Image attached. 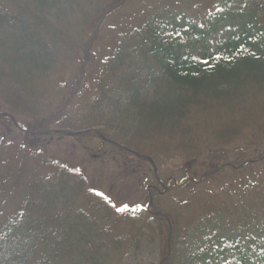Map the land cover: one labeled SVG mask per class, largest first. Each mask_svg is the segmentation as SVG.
<instances>
[{"label": "trees", "instance_id": "1", "mask_svg": "<svg viewBox=\"0 0 264 264\" xmlns=\"http://www.w3.org/2000/svg\"><path fill=\"white\" fill-rule=\"evenodd\" d=\"M135 2L136 17L117 25ZM93 65L95 84L85 87ZM104 100L108 110L94 109ZM228 103L236 112L219 122ZM0 112L32 131L99 129L155 160L183 158L187 168H205L201 155L237 136L239 147H257L264 0H0ZM0 124L13 127L8 118ZM52 137L35 135V145L0 138V212L9 211L0 215V264H123L155 239L158 264H264V188L233 186L225 213L207 193L195 206L204 215L174 206L170 225L160 215L154 225L148 216L107 220L82 177H63L53 164L43 171L39 143ZM75 138L90 150L99 141L91 132ZM193 216L204 217L192 224Z\"/></svg>", "mask_w": 264, "mask_h": 264}, {"label": "rangeland", "instance_id": "2", "mask_svg": "<svg viewBox=\"0 0 264 264\" xmlns=\"http://www.w3.org/2000/svg\"><path fill=\"white\" fill-rule=\"evenodd\" d=\"M139 3L141 2H135L134 6L130 8V10L134 8L133 12L127 11L122 19V16L118 17V22L116 24L120 25L122 23L133 20L137 15V11L139 10V6L136 7V5ZM193 14L195 16H198L197 18H199V16L204 17L205 15L204 11H202L201 9H198V11L194 12ZM210 36L213 37V35ZM109 103V101L104 100V102L101 103L99 107H95L94 109L99 111H106L109 108ZM235 107V103H228L223 106L225 112H227L228 114L218 121H223L229 116V114H233L234 112H236ZM4 134L9 135L10 138H16L18 140H23L24 138H26V136L23 135L22 130L16 127H10L6 129L3 125L0 124V136ZM54 139L55 140L51 141V143L49 144L45 143V145L47 146V151L50 154H55V156L58 155L72 157L74 162H84L86 164V170L93 187H104V189L110 192L113 197H116L117 201L119 202L124 200H142L143 202L147 201V195L146 193H144V188L142 187V185L146 181L143 177H154L151 164L145 161L140 162L139 159L135 157L132 158V156H130L128 152H125L118 148L113 149L110 146H106L105 152H102L101 154L98 153V155L95 157L91 150L88 151L84 144L76 142L77 139L75 138V136L62 135L60 140H57L56 138ZM27 140L31 142L32 138H27ZM87 142V145H92L91 141ZM237 144H239V140H235L234 142H232L230 148L234 149ZM40 145L43 147V142H41ZM182 159L183 158H178L173 159L172 161H169L167 158L159 159L160 165L157 169L158 176L162 179L171 177L168 175L169 171L171 170V168L175 170V172L178 171V166L181 162H183L181 161ZM237 159H235V155L233 153H230L227 161L229 163L236 164L238 162H236ZM125 160L131 162L133 168H131L130 165L125 166ZM164 160H166V163L164 162ZM132 171L134 173H132ZM257 174L258 173H256L255 175ZM219 175L220 176L213 179L214 183L220 181H228L233 175L242 176V180L243 177H245L244 172L239 171V168H237V170L235 171L224 170L223 173ZM179 176H181V173L179 174ZM167 181L170 182L171 180L167 179L166 183ZM7 212L8 210L6 208H3V212H1L0 215L4 216L7 214ZM160 253L161 251L158 249L156 241H144L143 243H140L138 249H133L132 252L125 257L123 264H156L161 255Z\"/></svg>", "mask_w": 264, "mask_h": 264}]
</instances>
